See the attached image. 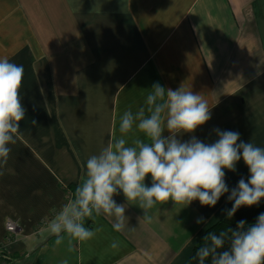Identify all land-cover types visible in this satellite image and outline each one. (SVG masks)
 Wrapping results in <instances>:
<instances>
[{"label": "crops", "instance_id": "1", "mask_svg": "<svg viewBox=\"0 0 264 264\" xmlns=\"http://www.w3.org/2000/svg\"><path fill=\"white\" fill-rule=\"evenodd\" d=\"M0 56L24 67L26 109L0 175V264H187L226 218L228 194L214 207L157 204L150 222L131 202L122 232L102 215L86 221L100 229L86 242L56 245L47 226L37 230L71 202L84 161L119 137L120 116L143 106L156 82L183 85L211 107L184 140L214 142L219 128L264 147V0H0ZM225 172L230 189L249 174L243 160ZM8 218L25 238L3 248Z\"/></svg>", "mask_w": 264, "mask_h": 264}, {"label": "clouds", "instance_id": "2", "mask_svg": "<svg viewBox=\"0 0 264 264\" xmlns=\"http://www.w3.org/2000/svg\"><path fill=\"white\" fill-rule=\"evenodd\" d=\"M23 76V65L0 56V175L25 118L20 95ZM149 90L143 106L120 116L119 137L84 161L73 199L47 224L56 245L65 237L78 242L93 239L100 229L86 226V221L95 222L102 215L112 219L113 231L122 232L128 219L125 205L131 202L143 210L138 220L150 222L149 210L164 202L188 206L199 201L201 206L214 207L228 194L232 206L223 211L231 219L242 206L258 205L264 198V147L245 142L238 131L219 128L214 129V142L195 135L184 140V134L194 133L211 119L207 99L183 85L173 90L156 82ZM134 131L143 138L137 136L129 143L128 134ZM241 160L248 178L241 177L230 189L225 170L235 171ZM121 194L126 203L114 198ZM203 222V217L196 221ZM204 240L192 257L197 264H264V212L251 224L240 220L235 228L207 233ZM110 247L116 249L118 242L112 241Z\"/></svg>", "mask_w": 264, "mask_h": 264}, {"label": "trees", "instance_id": "3", "mask_svg": "<svg viewBox=\"0 0 264 264\" xmlns=\"http://www.w3.org/2000/svg\"><path fill=\"white\" fill-rule=\"evenodd\" d=\"M264 212V198L261 199L260 203L258 205L253 206H242L240 209L236 211L234 216L231 219H228L227 217L217 222L215 225L210 227L200 238L199 243L195 246L187 264H197L195 260L192 259V257L195 255L197 249L201 247L204 243V237L209 232L219 233L220 231L227 230L229 227L235 228L237 225V222L240 220L246 221L248 224L253 223L257 216Z\"/></svg>", "mask_w": 264, "mask_h": 264}, {"label": "built area", "instance_id": "4", "mask_svg": "<svg viewBox=\"0 0 264 264\" xmlns=\"http://www.w3.org/2000/svg\"><path fill=\"white\" fill-rule=\"evenodd\" d=\"M47 223L48 222H42L41 224H39L37 232L46 227ZM5 230L6 235L2 244L3 248L8 247L10 245L18 244L22 241V239L25 238L22 225L19 223V221L15 219H7L5 224Z\"/></svg>", "mask_w": 264, "mask_h": 264}, {"label": "bare ground", "instance_id": "5", "mask_svg": "<svg viewBox=\"0 0 264 264\" xmlns=\"http://www.w3.org/2000/svg\"><path fill=\"white\" fill-rule=\"evenodd\" d=\"M73 196V195H72Z\"/></svg>", "mask_w": 264, "mask_h": 264}]
</instances>
